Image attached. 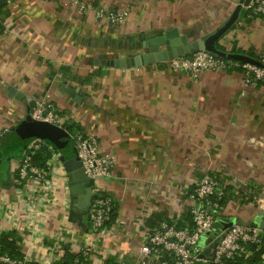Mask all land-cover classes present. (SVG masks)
<instances>
[{"label": "crops", "instance_id": "1", "mask_svg": "<svg viewBox=\"0 0 264 264\" xmlns=\"http://www.w3.org/2000/svg\"><path fill=\"white\" fill-rule=\"evenodd\" d=\"M92 1L128 9L129 16L114 25L66 0H0V134L48 96L73 133H94L101 149L116 157L103 180L115 200L114 218L101 238L88 236L87 212L73 201L55 158L61 152L51 160L50 201L30 212L10 156L0 158V236L8 235L35 264L58 247L75 255L88 243L87 264L100 256L128 263L138 255L144 229L161 220L188 221L187 193L205 172L231 187L222 216L259 219L264 204L241 202L250 192L264 196V84L245 86L237 68L203 71L194 81L162 63L115 68L107 62L147 51L145 44L169 29L190 40L209 33L240 4L237 22L217 45L256 61L264 55V17L249 16L244 0ZM8 87L20 97H10ZM65 153L73 155L71 148Z\"/></svg>", "mask_w": 264, "mask_h": 264}, {"label": "built area", "instance_id": "2", "mask_svg": "<svg viewBox=\"0 0 264 264\" xmlns=\"http://www.w3.org/2000/svg\"><path fill=\"white\" fill-rule=\"evenodd\" d=\"M66 1L67 4L76 7L79 13L91 11L95 21L99 22L104 21L119 25L124 23L129 16L128 9L110 10L96 7L92 0ZM246 8L249 16L264 17V0H251ZM256 61L257 63H251L223 59L199 50L190 55L167 60L162 64L171 71L187 73L194 81L203 71L237 68L242 71L244 85L254 87L264 84V55H261ZM29 114L35 121L47 122L65 129V117L55 110L48 96L35 100L30 107ZM8 131V129H4L3 133L0 134V147L1 137ZM72 138L77 158L81 162L86 176L92 181V194L95 195L87 210L89 227L86 232H88L89 237L101 238L107 231L108 222L111 221L115 210V200L106 191L103 180L110 176L116 157L101 149L99 140L94 133L73 134ZM43 146L54 151V146L47 140L31 138L21 153L12 160L16 165L17 186L24 189L25 201L30 203L28 208L30 212L37 209L36 203L49 202L48 193L53 190L51 161L48 168L44 169L34 164L32 159L34 153ZM55 155L54 152L53 157ZM226 187V183L216 174L212 172L203 173L187 193V209L190 212L192 224L186 223L184 227H177L174 223L160 221L157 227L144 229L137 257L131 262L119 261L117 264H227V261L235 256L248 253V246L259 245L264 232L258 227L233 224L223 231L222 237L217 236L219 238L211 257L202 256L205 248L204 238L224 211L225 207L219 204V201L226 194ZM249 196H252L250 203L264 204V196H257L253 192L247 193V197ZM243 197L247 198L246 195ZM30 226L33 228V223ZM79 249L72 264H87L81 258L90 256L89 243L79 247ZM53 253L49 260L42 261L40 264H51L64 251L62 247H58L57 251ZM30 262L27 256L12 258L0 254V264H29ZM104 262L105 260L100 256L96 264H104Z\"/></svg>", "mask_w": 264, "mask_h": 264}, {"label": "water", "instance_id": "3", "mask_svg": "<svg viewBox=\"0 0 264 264\" xmlns=\"http://www.w3.org/2000/svg\"><path fill=\"white\" fill-rule=\"evenodd\" d=\"M250 1L251 0H244L243 6L247 7ZM241 5L242 4L236 7L230 17L220 27L209 33L190 40L186 35H181L176 28L169 29L151 38L148 44H145L147 51L138 52L121 59L109 60L107 64L115 68L140 67L143 65L162 63L179 56L190 55L199 50L206 51L212 56L223 59L257 63V61L252 60H241L235 55L219 50L216 46L223 35L237 22ZM8 91L10 97L17 95L13 87H8ZM17 96L20 97V95ZM26 122H29L31 127L22 128V126L25 127L24 125ZM19 126H21V129L24 130V134L29 137V139L39 138L47 140L56 149H62L63 145L70 137L65 129L47 122L35 121L30 114H28L16 127ZM27 131H30V133ZM72 152L73 155L71 157L67 158L64 153H61V155H58V159L66 172L73 201L83 206L87 212L91 200L95 196L92 194V181L86 176L73 145ZM209 211L212 210L209 209ZM233 224L258 227L264 232V214H261L260 218L254 222L241 218L219 217L212 225V228L207 233L206 239L203 242L205 245L202 253L203 257H211L218 238L222 237L224 235L223 231ZM218 235L219 237H217Z\"/></svg>", "mask_w": 264, "mask_h": 264}, {"label": "trees", "instance_id": "4", "mask_svg": "<svg viewBox=\"0 0 264 264\" xmlns=\"http://www.w3.org/2000/svg\"><path fill=\"white\" fill-rule=\"evenodd\" d=\"M216 46L219 50H223L222 47L218 45ZM24 126L25 127L22 126V128L31 127L29 122H26ZM64 128L68 131V133H70V137H69L70 139L66 142V145H63L62 149H56L54 147V151L49 150L45 146L39 148L32 156L34 164L44 169L48 168L49 162L52 160L54 152L56 154H60V152L64 153L65 156L68 157L65 153V150L66 148L72 149V145L74 146V140L72 138V135L75 133H73V131L69 129L70 127L68 126V124H65ZM27 132L30 133V131H27ZM28 141H29V137H27L24 134V130L21 129V126L12 127L7 133H5L1 137L0 158H2L3 160L10 156H18ZM230 188L231 187L229 186L226 187V194L219 201V204H221L224 207L227 204V202L231 200V197H232ZM251 200H252V196H249L246 198L245 202H241V203L242 204L249 203ZM186 214L188 216V221L186 223L192 224L191 215L188 209H187ZM113 218H114V212L112 214L111 221L108 222V224L112 222ZM161 221H165V220H161ZM167 222L171 223L170 221H167ZM184 225H179V226L176 225V226L184 227ZM0 254H5L12 258H22L23 257L22 253L19 251V248L16 246L15 241L8 238V235L0 236ZM75 256L76 254L74 255V253H72L69 250V248L66 246L64 247V253L63 255H61L60 260L53 264H72ZM29 264H35V263L30 262ZM104 264H114V261L112 258L108 257L105 260ZM227 264H264V236L261 242L259 243V245H249L248 253H241L235 256L233 259L228 260Z\"/></svg>", "mask_w": 264, "mask_h": 264}, {"label": "rangeland", "instance_id": "5", "mask_svg": "<svg viewBox=\"0 0 264 264\" xmlns=\"http://www.w3.org/2000/svg\"><path fill=\"white\" fill-rule=\"evenodd\" d=\"M34 139V138H33ZM30 140H31V138H30Z\"/></svg>", "mask_w": 264, "mask_h": 264}]
</instances>
